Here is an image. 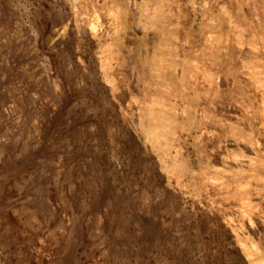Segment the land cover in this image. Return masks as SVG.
<instances>
[{"label":"rangeland","instance_id":"1","mask_svg":"<svg viewBox=\"0 0 264 264\" xmlns=\"http://www.w3.org/2000/svg\"><path fill=\"white\" fill-rule=\"evenodd\" d=\"M0 264H264V0H0Z\"/></svg>","mask_w":264,"mask_h":264}]
</instances>
